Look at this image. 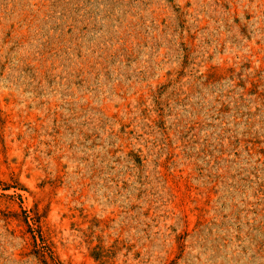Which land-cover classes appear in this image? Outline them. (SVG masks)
<instances>
[{
    "label": "rangeland",
    "instance_id": "1",
    "mask_svg": "<svg viewBox=\"0 0 264 264\" xmlns=\"http://www.w3.org/2000/svg\"><path fill=\"white\" fill-rule=\"evenodd\" d=\"M0 264H264V0H0Z\"/></svg>",
    "mask_w": 264,
    "mask_h": 264
}]
</instances>
